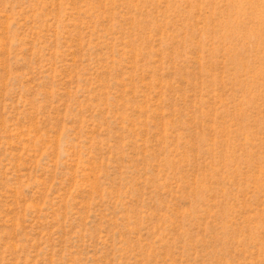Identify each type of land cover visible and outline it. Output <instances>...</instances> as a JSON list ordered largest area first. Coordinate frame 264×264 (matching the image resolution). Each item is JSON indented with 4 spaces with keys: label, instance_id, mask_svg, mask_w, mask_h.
Instances as JSON below:
<instances>
[{
    "label": "rangeland",
    "instance_id": "374dc122",
    "mask_svg": "<svg viewBox=\"0 0 264 264\" xmlns=\"http://www.w3.org/2000/svg\"><path fill=\"white\" fill-rule=\"evenodd\" d=\"M0 264H264V0H0Z\"/></svg>",
    "mask_w": 264,
    "mask_h": 264
}]
</instances>
